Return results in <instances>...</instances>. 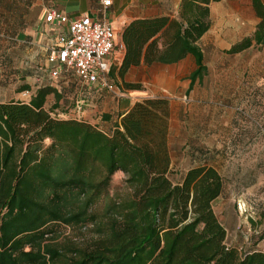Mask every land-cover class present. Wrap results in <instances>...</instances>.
<instances>
[{"label":"trees","instance_id":"obj_1","mask_svg":"<svg viewBox=\"0 0 264 264\" xmlns=\"http://www.w3.org/2000/svg\"><path fill=\"white\" fill-rule=\"evenodd\" d=\"M222 1L182 0L178 17L128 23L123 58L110 78L123 90L142 91L141 83L126 80L132 68L190 55L191 90L207 72L199 42L211 28V5ZM251 1L256 30L227 54L264 45V2ZM51 94L61 99L45 86L28 103L0 102V264H264V252L242 253L228 242L213 206L225 187L218 170L201 165L180 181L171 178L169 98L136 101L114 122L104 115L112 122L104 130L86 119L55 117L58 104L45 108ZM118 174L127 192L111 194ZM61 226H92L95 237L82 247L60 245Z\"/></svg>","mask_w":264,"mask_h":264},{"label":"rangeland","instance_id":"obj_2","mask_svg":"<svg viewBox=\"0 0 264 264\" xmlns=\"http://www.w3.org/2000/svg\"><path fill=\"white\" fill-rule=\"evenodd\" d=\"M23 3V0H0V27L19 25L20 5ZM257 22L251 0H224L211 5V28L199 42L207 72L191 90L182 86L186 78H175L177 66L135 70L133 75L142 83V91L126 92L111 78L112 88L104 90V97L113 102L125 100L129 103L134 98L150 97L171 100L174 109L170 136L175 169L171 177L173 181L193 165L192 158L200 157L203 162L214 148L217 149V161L231 186L224 200H217L213 206L229 232V242L242 253L252 249L264 250V45L253 46L235 55L227 54V50L243 38L253 36ZM122 31L117 28L114 66H119L124 52ZM11 48L15 49L12 58L3 54V50ZM29 50L14 43H0V102L30 99V95L21 93L25 85L32 88L36 84L27 76L36 70V65L29 59L31 54L27 55ZM68 78L74 77L70 75ZM46 79L57 85L63 94L70 95L69 88H62L61 80ZM101 100L97 105L92 97L81 96L69 108L75 112L58 109L53 115L62 119H88L107 130L112 122H103L102 117L106 114L99 109ZM108 103L109 100L104 105L111 107ZM114 116L113 122L117 120V115ZM243 130L247 131V137L235 143L234 139H239ZM117 192H127L121 174L114 177L111 187V194ZM103 207L104 202H101L96 210L100 212ZM94 237L92 226L83 229L61 226L56 242L82 247Z\"/></svg>","mask_w":264,"mask_h":264},{"label":"crops","instance_id":"obj_3","mask_svg":"<svg viewBox=\"0 0 264 264\" xmlns=\"http://www.w3.org/2000/svg\"><path fill=\"white\" fill-rule=\"evenodd\" d=\"M23 1L24 3L20 5L22 11L19 13V20H20L19 25L16 27L14 26L12 27L5 24L3 27H0V43H14L25 49L30 48V50L27 52V55L31 54L32 57L29 59H31L32 63L36 65L35 66L36 70L31 71V74L27 75L29 78L35 80L36 84L32 88L30 87L29 88L30 90H25L30 92V99L22 102H26V103L30 102L31 98L35 96L36 92L40 88L45 86H50L55 88L61 94V99L57 101L54 94L49 95L45 103L46 109H51L55 104H58L59 106L58 109L68 110L70 107L74 105V102L79 97L90 96L92 97L93 100L96 101V103L100 98L103 99L101 100L102 104L100 105L99 109H102V112L105 113L106 115H111L113 121L115 117L114 115H117L118 117L120 113L129 110L136 101L141 100L140 98L139 99L134 98V100L130 101L129 103L128 101L125 100H122V102H120V100L117 102H113L112 99H108V97H104L105 89L101 88L98 85H95L90 93L82 94L79 90V85L75 77L70 78L68 81H63V80L60 81L61 86H63L62 88H69L68 92L70 93V95H65L61 92V90L58 89L59 87L57 85H54L53 83H49L48 80L46 79V78H50L48 72L46 71L47 59H46L45 46L48 43L47 40L45 39L46 37L45 32L47 27L44 22V15L46 11L58 10L70 18L81 17L84 15L101 17L102 15L100 14V11L101 9H103V4H102L103 0H23ZM181 2L182 0H111V5L108 7L105 16L109 20L114 22L116 29L118 27L123 29L128 23L136 19L154 18L159 16L178 17L179 7ZM3 47L6 49V46ZM13 50L15 49L11 48L8 50H3V54L9 55L10 58H12V56H14ZM10 51L12 53H10ZM154 66H177L178 70H177V74L175 75V78L177 80L186 78L182 86H184V88L191 87L190 77L192 73L196 70V64L194 58L190 55L187 56L182 61L172 65L157 64L153 66L141 65L139 67H134L128 72L126 76V80L128 82L141 83L139 80L135 79L133 75L134 71L141 67L150 68ZM40 67H42L43 70H39ZM25 91H21V93H24ZM124 91L132 92L127 90ZM108 100L109 103L111 104V107H108L109 105L107 106L104 105V103H106V101ZM97 105L99 104L97 103ZM86 120L95 124V122L91 120L88 119ZM103 122L106 124L108 123V121H103ZM109 124H111V122ZM246 132H247L246 130H243L238 135L239 139H234V142L238 143L237 140L240 141L243 138H246L247 137ZM217 153H218L217 149L214 148V150H212L211 153L208 155L209 156L208 159L203 160V162L201 161L200 157L192 158L193 165L189 166L185 170V173H182L180 175V178L177 181H180L189 169L201 165H206L215 168L224 178L225 172L223 170V167L219 164V161H217L219 158V154ZM172 166L174 165L172 164ZM228 179H229L228 177L224 178L225 180L224 193L217 200L220 199L224 200V197L226 196L231 186ZM228 242H229V232H228ZM229 243L233 245L231 242ZM252 250H257V249H252ZM258 251L264 252V250H258Z\"/></svg>","mask_w":264,"mask_h":264},{"label":"built area","instance_id":"obj_4","mask_svg":"<svg viewBox=\"0 0 264 264\" xmlns=\"http://www.w3.org/2000/svg\"><path fill=\"white\" fill-rule=\"evenodd\" d=\"M102 4L101 17L70 18L58 10H48L44 15L48 42L46 71L56 82L68 81L72 75L82 94L89 93L95 85L112 88L110 72L118 47V32L114 22L105 16L111 0H103ZM23 95L28 96L30 92L25 91ZM68 110L75 112L72 108Z\"/></svg>","mask_w":264,"mask_h":264}]
</instances>
